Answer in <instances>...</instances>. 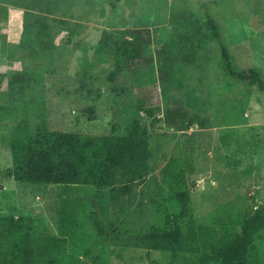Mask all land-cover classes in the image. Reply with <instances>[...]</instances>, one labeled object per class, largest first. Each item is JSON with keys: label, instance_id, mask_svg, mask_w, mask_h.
<instances>
[{"label": "rangeland", "instance_id": "obj_1", "mask_svg": "<svg viewBox=\"0 0 264 264\" xmlns=\"http://www.w3.org/2000/svg\"><path fill=\"white\" fill-rule=\"evenodd\" d=\"M36 1L10 0L31 13L19 55L0 65V264H24L26 250L33 264H200L196 254L133 238L177 221L186 230L179 191H189V213L216 236L264 206V92L226 73L203 24L208 9L236 65L264 78V0H39L49 14L35 11ZM8 9L0 5L3 22ZM140 27L153 30L154 64L113 81L115 36ZM17 75L27 80L13 84ZM137 119L151 134L150 170L129 193L12 176L19 127L126 134ZM247 264H264V231Z\"/></svg>", "mask_w": 264, "mask_h": 264}, {"label": "trees", "instance_id": "obj_2", "mask_svg": "<svg viewBox=\"0 0 264 264\" xmlns=\"http://www.w3.org/2000/svg\"><path fill=\"white\" fill-rule=\"evenodd\" d=\"M33 9L45 14L52 11L49 4L39 0ZM30 13L29 9L26 10L25 17ZM197 21L191 15H184L182 22L195 28ZM203 24L210 38L220 47L226 73L264 92L262 72L256 68L242 70L236 65L220 25L208 9L204 12ZM27 25L25 21L22 39L28 30ZM43 26L47 28L45 24ZM153 43L154 34L150 28H131L117 33L114 43L117 72L112 80L117 81L123 75L134 76L139 70L151 67L154 58L149 50ZM3 76L4 73L0 72V79ZM25 80L24 75H17L12 83L17 85ZM114 91L116 94L120 92L118 87ZM89 111L93 112V109ZM150 137L151 134L146 132L138 119L126 134H118L116 126H113L109 135L50 130L45 122L34 133H30L25 126L19 127L10 138L12 176L20 183L89 185L97 188L120 186L129 193L137 182L144 181L149 174ZM175 198L181 206L179 219L188 218L186 230L177 221L169 230L155 227L146 234L136 235L133 238L136 243L174 255L196 254L200 264L212 261L247 264L249 251L257 235L264 231V206L244 213L243 218L237 222L240 229L235 225H227L216 236L214 231L199 225L189 213V191L176 192ZM99 230L103 231L101 227ZM31 255L32 252L26 250L24 264H33Z\"/></svg>", "mask_w": 264, "mask_h": 264}, {"label": "crops", "instance_id": "obj_3", "mask_svg": "<svg viewBox=\"0 0 264 264\" xmlns=\"http://www.w3.org/2000/svg\"><path fill=\"white\" fill-rule=\"evenodd\" d=\"M0 5L9 6L7 20L3 22L0 19V65L2 66L5 62L15 60L16 49L19 55L18 50L24 30L25 12L28 8L26 9L21 4L12 5L10 0H0Z\"/></svg>", "mask_w": 264, "mask_h": 264}]
</instances>
